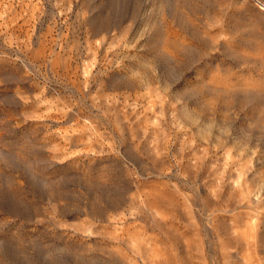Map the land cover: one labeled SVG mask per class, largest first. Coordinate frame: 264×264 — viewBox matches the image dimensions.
I'll return each instance as SVG.
<instances>
[{"label": "rangeland", "instance_id": "rangeland-1", "mask_svg": "<svg viewBox=\"0 0 264 264\" xmlns=\"http://www.w3.org/2000/svg\"><path fill=\"white\" fill-rule=\"evenodd\" d=\"M0 264H264V0H0Z\"/></svg>", "mask_w": 264, "mask_h": 264}]
</instances>
